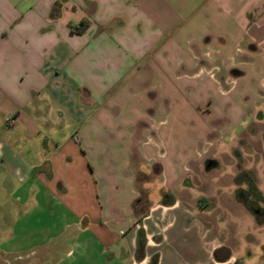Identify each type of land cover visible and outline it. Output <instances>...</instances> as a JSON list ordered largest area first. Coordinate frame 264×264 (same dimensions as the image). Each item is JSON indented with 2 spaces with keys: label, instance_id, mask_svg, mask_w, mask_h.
<instances>
[{
  "label": "crops",
  "instance_id": "0c3cea01",
  "mask_svg": "<svg viewBox=\"0 0 264 264\" xmlns=\"http://www.w3.org/2000/svg\"><path fill=\"white\" fill-rule=\"evenodd\" d=\"M242 44L263 66L264 0H0V264H264L173 195L163 139L188 69Z\"/></svg>",
  "mask_w": 264,
  "mask_h": 264
},
{
  "label": "rangeland",
  "instance_id": "374dc122",
  "mask_svg": "<svg viewBox=\"0 0 264 264\" xmlns=\"http://www.w3.org/2000/svg\"><path fill=\"white\" fill-rule=\"evenodd\" d=\"M245 44L243 54L230 53L238 68L227 69L217 61L188 69L197 76L191 82L180 80L177 103L189 113L172 138H167L169 133L163 139L176 149L178 170L185 178L179 194L173 195L210 214L221 213L224 224L233 222L228 237L236 244L238 239L243 246L251 244L252 252L258 245L259 256H264V62L253 67L255 52H248ZM152 185L158 194L160 187ZM142 187L138 180L137 188Z\"/></svg>",
  "mask_w": 264,
  "mask_h": 264
},
{
  "label": "built area",
  "instance_id": "2783aa9c",
  "mask_svg": "<svg viewBox=\"0 0 264 264\" xmlns=\"http://www.w3.org/2000/svg\"><path fill=\"white\" fill-rule=\"evenodd\" d=\"M6 123H7L10 127H13L15 121H14V119H12V118H8V119L6 120Z\"/></svg>",
  "mask_w": 264,
  "mask_h": 264
},
{
  "label": "trees",
  "instance_id": "16d2710c",
  "mask_svg": "<svg viewBox=\"0 0 264 264\" xmlns=\"http://www.w3.org/2000/svg\"><path fill=\"white\" fill-rule=\"evenodd\" d=\"M249 210V209H248Z\"/></svg>",
  "mask_w": 264,
  "mask_h": 264
}]
</instances>
